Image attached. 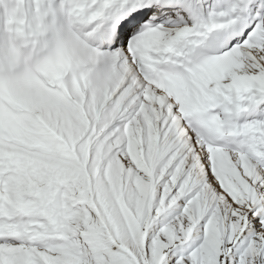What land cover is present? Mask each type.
<instances>
[{
    "label": "snow or ice",
    "instance_id": "snow-or-ice-1",
    "mask_svg": "<svg viewBox=\"0 0 264 264\" xmlns=\"http://www.w3.org/2000/svg\"><path fill=\"white\" fill-rule=\"evenodd\" d=\"M0 264H264V0H0Z\"/></svg>",
    "mask_w": 264,
    "mask_h": 264
}]
</instances>
